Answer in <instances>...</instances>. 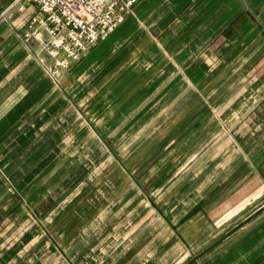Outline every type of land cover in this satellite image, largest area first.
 Masks as SVG:
<instances>
[{
	"label": "crops",
	"instance_id": "crops-1",
	"mask_svg": "<svg viewBox=\"0 0 264 264\" xmlns=\"http://www.w3.org/2000/svg\"><path fill=\"white\" fill-rule=\"evenodd\" d=\"M37 13L0 21V264H264V0H139L57 78Z\"/></svg>",
	"mask_w": 264,
	"mask_h": 264
},
{
	"label": "built area",
	"instance_id": "built-area-1",
	"mask_svg": "<svg viewBox=\"0 0 264 264\" xmlns=\"http://www.w3.org/2000/svg\"><path fill=\"white\" fill-rule=\"evenodd\" d=\"M139 0H13L0 14V21L11 18L24 4L37 8L25 24L24 40L37 42L43 56H37L53 78L71 62L80 59L91 46L104 41L130 14Z\"/></svg>",
	"mask_w": 264,
	"mask_h": 264
},
{
	"label": "rangeland",
	"instance_id": "rangeland-1",
	"mask_svg": "<svg viewBox=\"0 0 264 264\" xmlns=\"http://www.w3.org/2000/svg\"><path fill=\"white\" fill-rule=\"evenodd\" d=\"M261 53H263V52H261ZM237 70H238V68H235V67H229V68H227L226 70H225V72H228V73H230V75L231 74H235L236 72H237ZM213 72V70H210L209 71V73H212ZM262 72V70L260 71V73ZM239 73H242L241 71L239 72ZM259 73V74H260ZM248 74H250V73H248ZM212 74H210L209 76H208V78H210V76H211ZM252 75L253 76H256V73H255V71L252 73ZM232 77V76H231ZM228 79H229V77H228ZM228 79H227V81H225L224 83H221V84H206V82H204V83H202L203 84V86L206 88V87H210V86H215V88L214 89H219V90H225V89H229V88H227V87H232V86H234V83H232L231 81H228ZM231 82V83H230ZM230 83V84H229ZM91 86H92V84H90L89 82H87V85H86V87H88L90 90H91ZM222 87H224V88H222ZM194 118V117H193ZM192 118V119H193ZM175 119V116L173 117V120ZM193 121V120H192ZM158 128V126H153L151 129H149L148 130V132H145V133H148V134H150V133H152V131H155V130H158L159 132H157V135L158 134H160V135H162V134H164L165 132L164 131H162V130H160V129H157ZM144 133V132H143ZM113 153H115V151L113 150ZM116 154V153H115ZM137 165V167H138V164H136ZM92 168L94 169V166H92ZM130 170V169H129ZM0 173L1 174H3V171H2V168L0 167ZM6 182L7 183H9L10 184V182H9V180L6 178ZM12 185V183L9 185L10 186V188H11V190H13V187L11 186ZM62 193V194H61ZM46 195L44 194V197H45ZM46 198V199H45ZM44 199V204L45 205H43V204H41V205H39V206H37V207H35L34 208V210H29L28 211V217H27V219H28V221H29V224L31 225L33 222H35V220L36 221H41V218L43 217V215L45 216V215H47V217H46V219H48V217L52 214L53 215V213H57L56 211H60L61 213H59V216H58V213L56 214V216L57 217H60L61 215H62V218L60 219V220H62V222H65L67 219H68V217H69V214H70V212L68 211L69 210V208H68V206H67V198H68V189H64L63 190V192H62V190L61 189H56V190H52L51 191V193L50 194H48L46 197H45ZM157 205H158V208H160V209H165L164 208V205H163V203H161V204H158L157 203ZM157 205H156V207H157ZM44 206V207H43ZM30 207V206H29ZM42 207H43V209H42ZM57 221V219L54 221V222H51V223H55ZM31 222V223H30ZM52 229L53 228H51L50 227V225H47V226H44V228H43V231H44V233L45 234H49V235H51L52 234ZM28 230H32V231H35V226H33V227H28ZM68 232V228H64V232L62 233V234H64V235H66V233ZM196 261L197 260H195V258H190L187 262H186V264H196Z\"/></svg>",
	"mask_w": 264,
	"mask_h": 264
}]
</instances>
